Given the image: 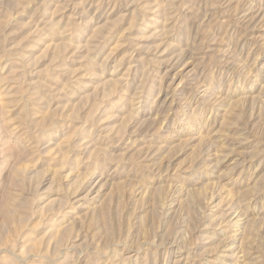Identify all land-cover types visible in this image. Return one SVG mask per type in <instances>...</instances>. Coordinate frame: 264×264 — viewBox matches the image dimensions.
<instances>
[{"label": "rangeland", "instance_id": "rangeland-1", "mask_svg": "<svg viewBox=\"0 0 264 264\" xmlns=\"http://www.w3.org/2000/svg\"><path fill=\"white\" fill-rule=\"evenodd\" d=\"M0 264H264V0H0Z\"/></svg>", "mask_w": 264, "mask_h": 264}]
</instances>
